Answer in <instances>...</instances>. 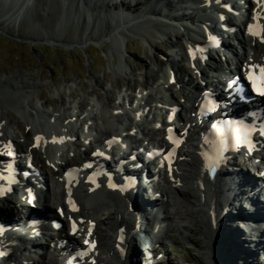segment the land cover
<instances>
[{
	"label": "rangeland",
	"instance_id": "1",
	"mask_svg": "<svg viewBox=\"0 0 264 264\" xmlns=\"http://www.w3.org/2000/svg\"><path fill=\"white\" fill-rule=\"evenodd\" d=\"M90 1H92V4L96 3V10L92 7L93 11H91L92 8L87 7L84 0H61L60 3L63 5L64 10L60 14L57 23L48 28L42 21L33 19V12L35 9H39L44 14L50 10L51 4L48 3V6L45 7L46 11L39 4V0H0V105L5 110L13 112L14 118L21 123L19 125H24L26 132L31 130V127L24 122V116L20 108L22 100L27 98V93L14 90L11 85L8 86V83H5L8 80L19 85L28 82L38 85L35 87L33 97H30L35 102L34 107L29 106V111L31 110L32 113L39 108L42 112L56 108L70 113L81 107L84 102V106L80 109L84 110L87 115L91 114L92 110H97L95 108L98 107V99L95 93H92V89L99 90L100 96L102 98L104 96L105 100H107V95L103 94L105 91H109L111 101L115 99L122 100L121 96L125 88L130 87L128 91L133 92L132 90L144 84L148 75V84H146L148 85V95L146 96H148L147 104L151 110L149 117L147 116L146 119L142 120L143 125L147 128L149 120L156 117L164 109L160 107L162 104L158 102L164 103L166 99L169 100L166 92L161 91L166 72L164 66H159V61L175 62L179 68H186L189 76L195 78L198 75L197 69L190 67L188 65L190 61L188 62L184 56L183 45L187 42V32L182 35L177 44L170 47L169 44L177 41V39L174 36L168 39L167 35L161 32V30L169 31L170 28H173L166 25L170 24V22H167L169 20L166 17L159 18L158 21L164 22L165 25H154L149 22L148 15L143 14V10L147 5H153V1L154 5L160 8L162 6V3H159L161 0H156L159 6L155 3V0H147L145 5L142 4L143 0H139L140 8L128 14L121 10L119 2L115 8L107 12L100 6L103 0ZM107 1L113 2L114 0ZM181 4L182 8L179 11L188 14L191 9L188 8L187 2L182 1ZM129 14H132V16L128 19L126 15ZM239 35H241L240 30L236 32L234 42L237 40L236 36ZM146 37L152 41L154 40L153 48L146 43L148 41L145 39ZM247 42L255 45V41ZM263 46L264 43L261 44L262 48ZM187 58L191 60L190 57ZM195 67H200L199 69L203 74L207 71L203 65L196 64ZM181 76L182 83L188 79V76L184 74ZM165 79L167 82L166 76ZM122 85L125 86L123 92H117V89ZM22 93L23 95H21ZM42 93L44 98L40 99L39 96ZM33 101L31 102L33 103ZM47 101H49V104ZM113 104L114 102H112ZM158 104L159 106H157ZM36 106L39 107L36 108ZM125 116L128 117V115ZM8 119L9 126L15 132H18L16 120L13 118ZM35 120L38 121L37 116ZM38 125L39 123H37ZM21 131L22 143L25 147L31 146V143L24 137L23 129ZM140 138L141 134H138L130 141L135 143ZM36 155L38 156V154ZM53 170L48 167L50 174ZM53 188L54 194L53 199H50V204H57L54 197L58 200V192L55 186ZM106 193H104L106 196L102 197L104 203L113 200L114 208L112 207V212L114 213L117 210L120 213L117 217L120 218L123 214L121 198L109 191ZM149 193L152 197L153 192L151 189ZM8 203L12 206L15 204L13 198H10ZM160 203L166 209L165 212V209L163 210L162 215H172L170 203L167 201ZM95 211L101 213L104 210L99 211L96 207ZM229 218L227 217V222L231 220ZM116 219L115 215V219L112 216L104 223L98 222V224L100 223L98 229L101 237L100 255L103 258L100 259V264H111V261L115 260L109 249V245H111L109 236H115L116 234V222L118 220ZM167 219L179 223L178 218L173 220L172 217L169 218L168 216ZM225 224L227 225L224 221L220 226L224 227ZM149 227L151 228V225ZM223 227L219 228L220 231L216 234L217 238L211 245L213 250L210 251L201 247V245L208 243L204 233L196 230L191 233L184 229L170 228L166 225L161 238L166 239L171 245L164 243V251L161 252L165 256L163 261L158 264H214L215 261L212 258L214 252L218 264H249V262L264 264L262 258L257 256L250 258L249 252H244L238 257L232 256L230 250L220 244L225 231V229L223 231ZM166 232H168L169 238H167ZM183 235H190L191 241H184L185 237ZM138 246H143L140 240H138ZM27 258L31 260L29 256ZM38 259V257H35L32 262L37 263ZM7 261L0 259V264H6ZM13 261L18 263L19 259L15 258Z\"/></svg>",
	"mask_w": 264,
	"mask_h": 264
},
{
	"label": "bare ground",
	"instance_id": "2",
	"mask_svg": "<svg viewBox=\"0 0 264 264\" xmlns=\"http://www.w3.org/2000/svg\"><path fill=\"white\" fill-rule=\"evenodd\" d=\"M84 1L87 7L90 6L91 8L93 7L95 9L96 3L92 4L91 3L92 1L90 0H84ZM138 1L139 0H114L113 2H108L107 0H103L100 6L108 12L112 8H115L119 2V4H121V10H123L124 13L126 12L128 14L140 8L141 4ZM146 1L147 0H143L142 4L145 5ZM182 1H186L188 4L190 2V6L188 8L193 9V11L189 13V16L186 15L187 12L179 11L182 8V4H181ZM202 1L205 2L208 0H202ZM202 1H199V0H161V2H159L160 4L162 3L161 4L162 6L160 8L156 7L153 1V5L152 4L150 6L147 5V7L143 10L144 11L143 14L146 13L148 15L149 22H151L154 25H165L164 22H161L160 20L158 21L159 18H163V17H166V19H170L172 20V22L175 23V24H166L169 28L173 27V28H170L171 30L169 31L161 30L162 33H165L167 35L168 39H170L172 36H174L177 39V41H173L169 44L170 47L173 46L174 44H177L178 40L182 38V35H184V33L187 32L189 35V38H187V40H189V43H187L188 42L187 41L186 42L187 45L186 46L183 45V50L185 52V55H188V57H190V59L192 60V55L194 56L195 53L194 51L191 50V48H194L196 46L197 39L202 38L203 29H202V25L200 24L204 22V19L209 18V16L206 14L197 15V13H195L196 10H199L200 12L201 11L206 12V9H204L203 7H207V6H202L204 5L202 3L200 4V2ZM54 2H57V3H54ZM60 2L61 0L60 1L59 0H39V4L42 5L44 9L46 6H48V3L51 4V8L49 11L45 9L47 12L44 14L39 9H35L33 12V19L34 20L38 19L42 21L45 24V26H47L48 28H51L53 25L57 23L60 17V14L64 10V7ZM155 3H156V0H155ZM159 3L157 2L156 4L159 6ZM192 4L193 6L194 5L195 6L194 7L191 6ZM255 7L258 8V12H259L260 9L262 8V4H260V2L259 3L256 2L254 5V8ZM93 8L91 9V11H93ZM130 16H132V14L126 15L128 19ZM187 19H192L193 21H198L199 23L198 24L194 23L192 27L189 26V24L187 26L186 24L182 23ZM214 21H216V19H214ZM246 29L249 35L250 33L249 28L244 27L245 31ZM47 35H50V34H47ZM145 39L148 40L146 41V43H148V45H151L153 48L154 40L152 41L148 37H146ZM248 41H251V40H248ZM240 43H241V46H246L244 44V41L241 40ZM255 46H256L255 56L257 55L258 52L264 53V49H263L264 46L263 48L261 47V44L259 43L258 39H256ZM245 56L246 57L243 60L250 57V55L247 54L246 52H245ZM234 57L236 59H242L238 55V52L235 53ZM261 57L262 55H260L256 60L263 59V57L262 58ZM166 63H167L166 60H161L159 61V66L163 67L166 65ZM170 65L172 66L173 71L175 72V75L177 76L179 72L186 70V68L184 69V67L179 68L177 63L172 62V61L170 62ZM165 76H167V71H166ZM146 77L147 79L144 81L143 85L148 84V75ZM177 79L181 80L182 78H179L178 76ZM167 80H168V77H167ZM8 81L5 83H8V86L11 85V87L14 88V90L27 93L26 97L29 99L25 98L22 100L23 102H22L20 111L22 112L24 116V120H25L24 122L26 123V125H31L32 129L26 132L24 130V125L23 126L19 125L21 123L18 122L14 118L15 115L13 114V112L5 110L0 105V122H1L0 124V152H3L6 147V144L10 142V132L8 129V123H9L8 118H13L16 120L15 122L18 123V128L20 130L23 129L25 139L31 143V146L28 147V151L24 150V146L22 143L17 144L19 149H21L22 152L25 151L27 153L28 152L37 153V154L41 153L36 159H37L39 166L41 167V170H45L43 171L44 174H48L46 168L50 164L49 160L51 162H54L53 167L56 168V170L55 172L53 170V173L58 177V183H59V188L61 189V197H62L63 182L60 179V177H61V172L64 166L59 157L61 153L60 147L63 142L64 143L69 142V138L71 135L70 133L74 132V128L72 124L70 123V121L60 119L59 117L60 110L56 108L54 110L52 109L53 110L52 116H55L57 123H59L58 127L56 128L55 126H53V127H49L48 129L39 128L38 127L39 125L37 126V122L40 123V121H36L34 112L32 113L31 110L29 111V106L30 105L33 106L35 104V102L31 100L30 97L33 95L35 87H37L38 85L37 84L33 85V83L31 82L25 83L24 85H19V84H15L13 81H12L13 83L10 81L8 82ZM189 81L192 82L193 88L195 89V91H198L200 89V84H198V82L196 81V78L192 77ZM129 89L130 87L127 88V93H129L128 92ZM98 91L99 90L97 89H92V93H95L97 95L98 109L100 108V111H101V122L104 125V126L99 125V129H103V127L105 129L103 130L104 133H102L101 141H103L106 138H109L112 134H115L119 131V123L121 122L120 120H121L122 115L120 113V106L118 104V101H115V104L112 105L113 101H111L112 99L110 98L111 95H109L108 93L109 91H105L103 93L107 95V100L104 99V96L102 98ZM23 93L21 95H23ZM39 97L40 99H43L44 98L43 93L40 94ZM171 97L173 98V101L177 102L178 104L182 103L180 100L178 99L176 100V97H174V94H172ZM31 101H33V103ZM48 102L49 101H47V103ZM83 106H84V102L81 104V107ZM38 107L36 106V108ZM137 110H139V108H137ZM41 112L42 111L39 108L35 113L40 114ZM135 112H136L135 110H132V121L134 122H136L138 119V116H136ZM70 115H73V114H70ZM64 119H66V115ZM37 137H40V139L37 140L36 139ZM14 139L15 138H13L12 141H14ZM16 143L17 142H14L13 146ZM197 144H199V142H196L194 145H192V147L190 146L192 150L182 149L181 156L185 159L181 163L182 171L180 173H176L173 180L171 177L170 178L168 177V179L165 180L166 182H165V185H163V188L159 186L160 189H162L163 191H165V193H167L166 200L167 201L170 200L172 203L171 204L172 205V215H168L169 218L172 217L173 220L178 218L179 223L175 222L176 227L178 229H184L185 231H189L191 233L194 230L204 233L208 243L206 242L207 244L201 245V247L203 249H208L211 251L213 250L212 249L213 247L211 245L215 241V238H217L216 234L220 231V230L217 231L215 228V224H214L215 219L217 220L220 219L218 217L219 215H222L221 221L222 222L225 221L227 225L225 224L226 226L224 227L219 226L220 229L223 227V231L225 229L223 237L221 238V242H220L221 246L222 245L225 246L227 250H230L231 255L235 257H238L244 252L246 253L249 252L251 255L250 258H253V257L255 258V256H257L259 258H262V260H264V240L257 238L258 240H260L258 241L255 239L254 236H251V234L246 233L249 231V228L246 227V224L249 223V221H247L246 219H241L240 214L239 215L237 214V212L239 211L237 208L242 207L241 204L242 203L244 204L245 201L242 203L239 202V205L238 204L235 205L234 201L238 200L239 198H237L234 201L232 200V197H234V195L238 194L240 197L244 195L243 192L246 191V187H247V184H249V181L247 180V178H245L242 175H235L232 177L226 176L223 179H220L221 182L218 179H216L215 181L208 180L207 173L204 172V170L202 169V164H201V159L199 156ZM78 147H81V146H78ZM8 152H10V150ZM68 160L71 164H81L82 165L83 163L81 162L82 156L81 154L78 153L76 148L70 149L69 154H68ZM8 169H12V168L8 167L7 162L4 159L0 158V173L3 172L4 174L3 179L6 178ZM231 178H234L237 181V183H234L232 181L233 179ZM47 179H48V175H47ZM1 181L2 180H0V183H2ZM46 185L49 188L50 187L52 188L49 179L46 180ZM133 187L136 188L133 194H131L130 192L129 194L127 193L120 194L118 190H114V194L117 197L124 195L120 197L121 201L129 204V206L126 205V208L125 210H123V214L121 215L120 218L117 217L120 214L119 212H117V210L114 213L112 212L114 201L111 200L109 203L107 202L104 203V200L102 199V197H105L107 194V193L106 194L104 193L107 190L108 191L110 190L106 187V183H101L97 187H94V186L86 187L84 185H80L77 188V191H78L77 198H78L79 206H80L79 211L77 212V217L84 216V217H88L91 220H95L94 216H96V218L99 219L101 223H104L105 220L109 219L112 216H114V219H115V215H116V218L118 219V221L116 222L117 227L115 226L116 236H109L110 240L112 241L111 253L116 258V261H114L116 263L113 262V264H144L146 261L145 258L143 260L133 259V258L127 259V256H124V254L118 251L117 249V243L119 241L118 236L120 234V231L121 232L123 231L125 234L128 235V237L132 238L131 240H135L136 242V236L132 235L131 233V229H132L131 223L128 221L127 217H125L128 213L131 214L130 212H128L127 209H129V207L131 208L133 205L137 206L139 210L138 219L140 223H142L141 220L143 219L144 216H146L147 214H151L150 212H152L153 209L161 207L160 205H157L154 202L146 200V198L148 200L150 199L148 198L149 197L148 191H147V194H145L146 197L144 196V192L146 193V188H144L143 185L138 183L136 185H132V188ZM0 190H2L1 184H0ZM248 192L250 193V190H248ZM164 196L165 195L163 194V197ZM65 198L66 197L63 196L60 202L61 204L64 203ZM0 201H3L1 197H0ZM6 202H3L2 204H0V219L4 218V220L7 221L9 224L11 223H14L17 225L20 224L18 222H21V221L20 220L18 221V219L14 218L13 216L14 215L13 213L15 212V210L12 209L13 207H11L10 204H8V200ZM136 202H139L138 205L135 204ZM140 203H143L142 206H140ZM230 204L231 206H229ZM89 205L95 206V208L97 207L99 211H102V210L104 211H102L101 213L99 212L96 213L97 211H95L94 216H93L91 211L89 210V208H91V206L89 207ZM3 207H5L6 209L3 210ZM243 208L247 209L245 205H243ZM164 209L165 208H163V210ZM225 210H226V213H224ZM165 211L166 209L164 210V212ZM212 212L213 214L215 213V216H216L215 219H213ZM43 214L44 213H42L41 215ZM168 216H162V219L166 220ZM245 216H247V214H245ZM227 217L231 218V220H228V222L226 221ZM144 219H150V218L145 217ZM216 223H217L216 226H218V222ZM46 229H49V227L46 226ZM64 231L66 232V230ZM166 234H167V238H169L170 236L168 232H166ZM0 235H1L0 238H3V240L7 238L6 240H4V242L0 244L7 245L5 242L10 241V240L13 242L14 240L13 235L15 234L12 233V230L10 229L1 230L0 228ZM22 235L24 238H26V236L23 233ZM184 237H185L184 239L187 242H190L192 239L190 235H185ZM1 245H0V248H1ZM134 247L136 250V245H134ZM136 251L139 252L138 247ZM214 255H215V252L212 255V257L216 261V257ZM134 256L138 257L136 255ZM228 258L230 259L229 255H228ZM26 260L27 259H25V261ZM51 263H53L52 259L50 260L48 258L42 257V260L39 264H51ZM249 264H252V263L249 262Z\"/></svg>",
	"mask_w": 264,
	"mask_h": 264
},
{
	"label": "snow or ice",
	"instance_id": "3",
	"mask_svg": "<svg viewBox=\"0 0 264 264\" xmlns=\"http://www.w3.org/2000/svg\"><path fill=\"white\" fill-rule=\"evenodd\" d=\"M257 91H260V92H261V94H264V89H262V88H260V87H257ZM213 110H214V108H213ZM36 139H37V140H39V139H40V137H37ZM99 154H101V155H102V153H99ZM9 155H11V153H9ZM209 160L211 161V160H212V158H211V157H209ZM218 160H219V155L217 156V158H216V160H215L214 162H218ZM69 203H71V200L69 201ZM73 227L75 228V224L73 225Z\"/></svg>",
	"mask_w": 264,
	"mask_h": 264
},
{
	"label": "water",
	"instance_id": "4",
	"mask_svg": "<svg viewBox=\"0 0 264 264\" xmlns=\"http://www.w3.org/2000/svg\"><path fill=\"white\" fill-rule=\"evenodd\" d=\"M212 258H213V257H212ZM213 260L215 261V259H214V258H213ZM214 264H218V263H217V259H216V261L214 262Z\"/></svg>",
	"mask_w": 264,
	"mask_h": 264
}]
</instances>
